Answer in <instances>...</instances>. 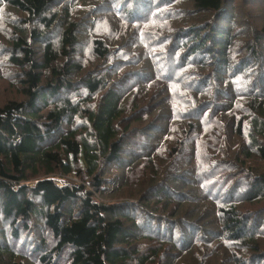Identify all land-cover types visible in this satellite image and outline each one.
I'll return each instance as SVG.
<instances>
[{
	"label": "trees",
	"instance_id": "1",
	"mask_svg": "<svg viewBox=\"0 0 264 264\" xmlns=\"http://www.w3.org/2000/svg\"><path fill=\"white\" fill-rule=\"evenodd\" d=\"M0 264H264V0H0Z\"/></svg>",
	"mask_w": 264,
	"mask_h": 264
},
{
	"label": "rangeland",
	"instance_id": "2",
	"mask_svg": "<svg viewBox=\"0 0 264 264\" xmlns=\"http://www.w3.org/2000/svg\"><path fill=\"white\" fill-rule=\"evenodd\" d=\"M75 181H77V179H75ZM59 184L62 185V182H60Z\"/></svg>",
	"mask_w": 264,
	"mask_h": 264
}]
</instances>
